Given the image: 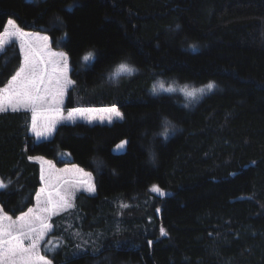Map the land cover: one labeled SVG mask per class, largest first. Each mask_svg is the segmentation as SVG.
Masks as SVG:
<instances>
[{"label":"trees","instance_id":"obj_1","mask_svg":"<svg viewBox=\"0 0 264 264\" xmlns=\"http://www.w3.org/2000/svg\"><path fill=\"white\" fill-rule=\"evenodd\" d=\"M10 18L68 55L64 111L123 115L61 124L36 142L31 112H0L5 214L34 205L36 157L95 178L94 195L52 220L58 246L43 251L52 264H264V0H0V32ZM121 63L138 73L112 78ZM21 65L13 43L0 55V92ZM161 79L215 88L192 104L153 98Z\"/></svg>","mask_w":264,"mask_h":264},{"label":"rangeland","instance_id":"obj_2","mask_svg":"<svg viewBox=\"0 0 264 264\" xmlns=\"http://www.w3.org/2000/svg\"><path fill=\"white\" fill-rule=\"evenodd\" d=\"M29 2H34L37 0H27ZM9 21H14V23H9ZM7 33H17L18 31H22L24 33L23 36V47L21 44V39L18 37L16 42L19 48H22V67L24 66L25 56L27 55L29 60L36 64L40 69H46L44 76L45 82L44 84L40 85L41 89L43 90L45 87L49 88L50 91L45 96V102L42 105H38L33 111L32 107L29 105H18L17 109L20 110H27L33 114V118L35 117L37 130L43 132V135L37 137L35 132L32 130L33 127V120H32V127H31V135L35 137L36 142H42L45 140H50L53 138L54 133L57 127L61 124H76V123H85L88 125H112L115 122L123 121V115L117 108H79L70 111H64V104L67 97L68 91L73 86V82L70 77L71 67L69 64L68 55L61 50H55L51 46V40L45 42L42 38L44 36H48L47 34L37 32V31H27L22 30L19 27L17 28V23L13 18H10L7 22ZM5 31V30H4ZM26 36V37H25ZM49 37V36H48ZM5 42H7V36H5ZM3 53V52H2ZM0 53V55L2 54ZM92 53V58L85 61L83 59V63L86 66H91L96 58L95 52ZM87 53L86 55H88ZM84 55V57L86 56ZM63 57V58H62ZM83 57V58H84ZM46 61V63L43 62ZM128 64V63H126ZM118 64L114 70L112 78H115L118 75L130 77L138 73V68L128 64L129 66L136 69L135 72L132 74L127 73H118ZM65 78L71 81V84H65ZM59 80V84L57 81ZM9 83V82H8ZM10 84V83H9ZM154 86L150 88L149 94L153 98L161 97V96H172V97H179L190 104L199 102L201 99L206 95L201 93L197 94L195 99L188 98L185 95V88L187 90H191L192 88H199L202 86H195L190 84H178L174 80H167L161 79L153 84ZM8 88V87H7ZM155 89V91H153ZM171 89V91H169ZM207 91V90H206ZM62 92V94H61ZM211 92V91H210ZM209 92V93H210ZM212 93V92H211ZM43 94V91H42ZM9 92L7 89L3 91L2 95L0 96V103L3 104L4 110L9 111L13 110V107L9 105L7 97ZM185 97V99H184ZM198 104V103H197ZM197 104L191 108L194 109ZM186 108L187 106L184 105ZM189 109V108H187ZM190 110V109H189ZM119 112L120 115L116 113ZM71 116V119L69 118ZM93 117L95 119H93ZM50 122L55 124L53 129L49 128ZM63 156V153H61ZM63 158V157H62ZM42 168H43V181L45 182L43 187V192H40V197L37 206L34 205L31 207L32 212L29 213V210L25 213H29L26 217L24 225L25 230H27L28 224H35L39 225L40 221L36 220V216H40L41 219L50 226V229L44 236L43 240L40 241L36 254L38 256L43 254V251H53L58 246V242H56L55 238L52 236L53 232V225L52 220L61 216L62 214L68 213L69 211L73 210L74 202L80 193H85L88 195H94L95 190L93 192H89L87 189L89 186H94L95 188V178L94 176L84 171L77 165H64V166H57L55 162L42 158ZM47 162V164L43 163ZM41 168V167H40ZM1 190V189H0ZM152 191V190H151ZM152 193L157 195L167 196L169 195L167 192L162 191L161 193H157L152 191ZM49 196L54 204L58 203L61 197L70 202L73 207L64 208V207H56L55 211H52V206L48 205L46 201L49 199ZM36 197V196H35ZM48 208V212H44L43 209ZM0 209L1 206H0ZM23 213V214H25ZM21 216V215H20ZM13 218L2 211H0V220H2L3 225L7 228L10 221L7 217L11 218L12 222H18V218ZM17 227L19 228V223H17ZM31 243L30 240L24 239L23 245L25 247L29 246ZM44 255V254H43Z\"/></svg>","mask_w":264,"mask_h":264},{"label":"snow or ice","instance_id":"obj_3","mask_svg":"<svg viewBox=\"0 0 264 264\" xmlns=\"http://www.w3.org/2000/svg\"><path fill=\"white\" fill-rule=\"evenodd\" d=\"M9 23H14V21H9ZM55 23L57 25L63 24V20L61 19V17L57 16L55 17ZM6 29L7 25L5 26V31L0 32V53L4 52L7 47L15 43L18 37L21 39V44L23 47L24 33L22 31H18L17 33H7ZM5 36H7V42H5ZM42 39L45 42L49 41L48 36H44ZM190 47L195 49L196 46L191 45ZM90 58H92V53H89L83 59L87 61ZM45 71L46 69L38 68L36 64L32 63L29 60L27 55L25 56L24 66L17 71L16 75L12 78L7 88V91L9 92L7 100L9 105L13 107L14 111L17 110L18 105H29L32 107L33 111H35L38 105H42L45 102V96L50 91V89L47 87H45L43 90L40 87V85L44 84L45 82ZM135 71L136 69L126 63H121L118 67V73L132 74ZM64 83L67 85L71 84L72 82L65 78ZM57 84H59V80L57 81ZM214 88V82H209L208 84L199 88L194 87L191 90H187V88H185V95L188 98L195 99L198 93L203 94L206 90L212 91ZM153 91H155V89H153ZM169 91H171V89H169ZM3 110V104L0 103V111ZM116 114L120 115L119 112H117ZM69 118L71 119V116ZM93 119L95 118L93 117ZM164 125L165 128L161 135L167 138L169 135V128L173 126L171 125V122L167 120L164 121ZM54 127L55 124L50 122L49 128L53 129ZM32 130L35 132L37 137L43 135V132L37 130L35 117L33 118ZM124 143H126V141L122 142V144L118 147H122ZM29 159L33 158L29 157ZM5 187H7V185L3 182V180H0V188ZM87 190L89 192H93L95 188L94 186L90 185ZM151 190L157 193H161V189L156 185H154ZM43 191L44 190L41 189V192ZM39 197L40 194L38 193V201ZM46 203L52 206L53 212L55 211L56 207H73V205L64 197H61L60 201L54 204L49 196V199L46 201ZM0 211H2V209H0ZM43 211L48 212L49 209L44 208ZM31 212L32 209H29V213ZM29 213L22 214L18 218V222H12L11 218L7 217V219L10 221L7 228L4 227L2 220H0V264H51V261L36 254L37 247L50 229V226L45 223L40 216H36L35 219L40 221L39 225L37 226L30 223L27 225V230H25L24 222ZM17 223H19V228L17 227ZM161 234H166L163 228L161 229ZM24 239H28L31 241L29 246L25 247L23 245Z\"/></svg>","mask_w":264,"mask_h":264},{"label":"crops","instance_id":"obj_4","mask_svg":"<svg viewBox=\"0 0 264 264\" xmlns=\"http://www.w3.org/2000/svg\"><path fill=\"white\" fill-rule=\"evenodd\" d=\"M26 37V36H25ZM22 48H20V52H21V55H22V57H23V54H22V50H21ZM43 62L44 63H46V61L45 60H43ZM21 67H22V65H21ZM20 67V68H21ZM16 75V74H15ZM14 75V76H15ZM12 80V79H11ZM11 80L9 81V83L11 82ZM9 83L5 86V87H3L2 89H1V92H0V96L2 95V93H3V91H5V89H7V87H8V85H9ZM20 111H27V110H20V109H17V110H9V111H0V112H20ZM32 120H33V114H32ZM32 127V126H31ZM30 133H31V129H30ZM33 161H35V162H37V163H39V165H40V167H41V182H42V186L39 188V190H38V192H37V194L38 193H40L41 192V189H43V187H45L44 186V184H45V182L43 181V179H42V177H43V168H42V161H44V160H42L40 157H36V158H34L33 159ZM43 163H45V164H47V162H43ZM0 180H2L1 178H0ZM4 182V181H3ZM5 183V182H4ZM6 184V183H5ZM1 190H3L4 188H0ZM37 194H36V197H35V205L34 206H37V204H38V200H37ZM33 208V207H32ZM31 209V208H30ZM40 256H42V257H44L45 259H47V260H49L46 256H44L43 254L42 255H40ZM50 261V260H49ZM51 264H52V262H51Z\"/></svg>","mask_w":264,"mask_h":264}]
</instances>
